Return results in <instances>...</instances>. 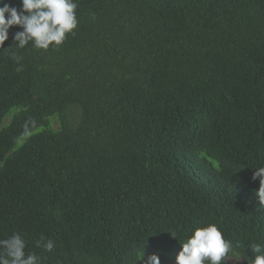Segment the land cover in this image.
Segmentation results:
<instances>
[{
    "label": "trees",
    "instance_id": "16d2710c",
    "mask_svg": "<svg viewBox=\"0 0 264 264\" xmlns=\"http://www.w3.org/2000/svg\"><path fill=\"white\" fill-rule=\"evenodd\" d=\"M75 2L59 48H16V26L0 48V238L18 232L40 264H175L215 224L249 264L264 247V0Z\"/></svg>",
    "mask_w": 264,
    "mask_h": 264
},
{
    "label": "clouds",
    "instance_id": "9594fccd",
    "mask_svg": "<svg viewBox=\"0 0 264 264\" xmlns=\"http://www.w3.org/2000/svg\"><path fill=\"white\" fill-rule=\"evenodd\" d=\"M20 4L19 11L8 4L0 7V48L9 39V29L14 26L22 29L12 38L16 48L23 49L31 42L35 49L44 51L50 47L59 48L68 35H74V30L78 27V5L75 0H20ZM11 58L17 63L21 59L15 54ZM20 70L22 69H17ZM257 178L260 184L256 195L264 206V167L255 169L252 179ZM170 235L175 238V233ZM35 246L51 251L55 245L54 241L42 236ZM181 246L182 250L176 256L175 264H222L230 251L231 242L224 239L215 224H210L195 229ZM26 247L25 239L18 232L0 238V264H40V257L35 252H26ZM251 251L255 255L249 264H264V247L253 244ZM142 259L143 249L139 260ZM145 264H160L159 257L150 255Z\"/></svg>",
    "mask_w": 264,
    "mask_h": 264
},
{
    "label": "rangeland",
    "instance_id": "374dc122",
    "mask_svg": "<svg viewBox=\"0 0 264 264\" xmlns=\"http://www.w3.org/2000/svg\"><path fill=\"white\" fill-rule=\"evenodd\" d=\"M7 121H8V118L4 119V123H3V124L5 125V124L7 123ZM56 127H57V126H56V124L54 123V128H56ZM22 141H23V139L21 138V139L18 141V144H17V145L21 144ZM222 264H241V261H240L238 258L229 255V256H227V257L225 258V260L222 262Z\"/></svg>",
    "mask_w": 264,
    "mask_h": 264
}]
</instances>
